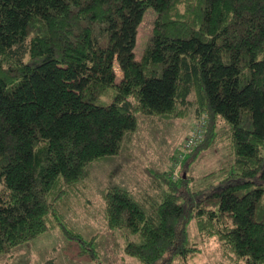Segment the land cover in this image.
<instances>
[{
    "label": "trees",
    "instance_id": "16d2710c",
    "mask_svg": "<svg viewBox=\"0 0 264 264\" xmlns=\"http://www.w3.org/2000/svg\"><path fill=\"white\" fill-rule=\"evenodd\" d=\"M192 111L207 125L185 166L230 126L234 158L206 175L219 182L164 173L150 212L111 185L107 225L142 264L196 254L193 221L221 243V264H264V0H0V255L59 228L98 262V236L77 231L61 203L80 196L93 163L120 154L139 114Z\"/></svg>",
    "mask_w": 264,
    "mask_h": 264
},
{
    "label": "rangeland",
    "instance_id": "374dc122",
    "mask_svg": "<svg viewBox=\"0 0 264 264\" xmlns=\"http://www.w3.org/2000/svg\"><path fill=\"white\" fill-rule=\"evenodd\" d=\"M155 19V11L149 9L139 27L136 47L139 60L152 35ZM115 69L117 82H120L123 74L117 61ZM199 120L194 111L184 117L171 118L139 114V126L127 136L120 154L93 163L80 196H72L61 203L67 221L77 231L88 238L98 236V262L88 255H80L78 242L55 228L11 252L1 254L0 264H142L124 253V230L111 229L107 225L103 194L111 185L122 186L129 189L150 212L152 205L161 200L167 189L160 183L163 179L159 178L164 173L173 180L187 173L194 187L219 182L220 174L206 175L218 172L234 158L228 137L230 126L227 124V129L226 122H221V137L213 147L186 166L184 161L194 149L184 159L179 158L185 152V139L200 125ZM189 230L199 250L185 259L176 258L171 264H221L225 260L217 238L203 240L195 221Z\"/></svg>",
    "mask_w": 264,
    "mask_h": 264
},
{
    "label": "built area",
    "instance_id": "2783aa9c",
    "mask_svg": "<svg viewBox=\"0 0 264 264\" xmlns=\"http://www.w3.org/2000/svg\"><path fill=\"white\" fill-rule=\"evenodd\" d=\"M199 121H201L200 125L195 127L192 130V132L189 134V136L185 139V144H184L185 152L179 155L180 159H184L187 156V154L191 152L194 149V147H196L203 140L206 131L207 118H205V115H203L202 117H200Z\"/></svg>",
    "mask_w": 264,
    "mask_h": 264
}]
</instances>
